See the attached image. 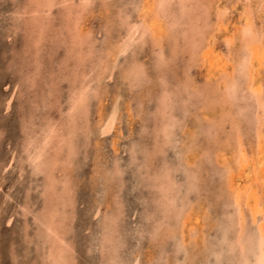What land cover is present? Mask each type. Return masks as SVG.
<instances>
[{
    "label": "bare ground",
    "instance_id": "6f19581e",
    "mask_svg": "<svg viewBox=\"0 0 264 264\" xmlns=\"http://www.w3.org/2000/svg\"><path fill=\"white\" fill-rule=\"evenodd\" d=\"M90 1L91 0H27L26 2L25 0L26 5H28L26 12H29L26 23L28 30L30 29L32 33L31 40L33 42H38L42 34L46 32L48 29L46 27H48V23L51 22L46 18H51V8L60 2L61 6L59 8V14H62L64 19L61 25L59 24L60 21L56 23L60 25L59 30H67L66 32H69V35L73 38L74 36L76 38L79 37L78 42L77 40H74L72 43L87 45L88 52L86 53H89L90 55L92 54L95 58L94 63H92L91 66L96 68L95 72L97 71L94 80L84 82L81 78L80 81L77 80L79 81L77 86L71 87L69 90L68 108L66 107L67 109L65 111L63 109L62 111H64V113L59 114L58 118L42 115L40 120L36 117L38 122L32 120L27 122L24 121L22 124V127L24 128L23 138L22 140L20 139L23 150L22 152L25 154L24 159H27L28 161L30 166L29 170L31 169L30 172L34 175L40 173L43 177V203L36 211H31L27 205H22L21 209L24 210V214L29 213V211L32 212V218L37 227L36 235L40 240H42L41 243L45 249L44 256L48 263L72 264L71 260L73 258V251L72 245L66 240L67 229L65 221L69 218L70 213L72 212L74 202V184L73 182H70L71 174L67 171L70 166H73L72 158L75 157L78 149V145L76 144L78 141H73L75 136L73 131H75L74 127H76V120H78L76 119V116L81 118L84 116V119L89 117L87 116L88 113H84L89 110L87 103L88 99H90V93H93L97 98L101 97V91H99L100 82L103 80L101 78L104 75L108 78L111 77L116 66V61L119 60V56L124 55L129 49H131L130 55H132L135 43L137 46L144 43H147V45L148 43H151L153 46L152 51L155 52L154 57H156L158 64L154 60L153 61L159 68L157 71L154 70L156 74L158 73L154 76V78L157 79V95L155 94L157 96V106H154L156 107V121H154L155 119H152L156 122V125L153 127L155 131L154 154L163 153V151H165L164 146H166V144L178 142L181 145V150L177 151L180 152V161L178 160L177 163L175 162L170 164L165 160H162L161 164L153 167L151 172H147V170L150 169L145 171L146 176L151 178L148 183L153 186L154 191L153 196L151 197L156 204V208L151 210L152 222H150L151 224L149 228L151 239L160 241H164L168 238L173 239L175 253L182 251L181 260L174 258L175 261H181L180 264H191V260H195L194 257L196 255V250H199V239H201V243L203 244L201 248L209 250V253L211 252L212 255H214V262L216 263L220 260L222 253L226 252L229 254L231 264H258V262H260V264H264V78L259 75L261 72L264 73V19H262L261 22L260 20L257 22L255 21L254 16L260 9H263L264 0H239L243 3V7H241V10L238 12L237 22H234L230 28L226 25V23L231 22L228 16L229 12H227L228 8L223 5V7H216L215 3V6L213 5L212 0H130V3L133 6L132 8L134 9L132 10L136 13L134 18L131 19L130 11L127 12L128 10L121 7L117 11V16H120L119 21L123 26V30H118L116 38L107 36L108 34L104 35L105 37L101 35L100 37H104L102 38V41L104 40L105 42H102V50L96 53L91 49L94 47L93 45L97 40L95 41L94 39L95 42L93 41L90 30L86 28V30L88 29L89 31H84L81 23L84 18L85 11L89 7ZM213 7H215L214 12L211 10ZM212 13H214V15ZM18 16H20V14ZM57 19H59V16ZM112 20L113 18H111L110 22H112ZM38 22L42 23L39 25ZM107 23L109 22L107 21ZM84 24L86 25V23ZM214 24H217L218 28H223L225 31L222 32L223 38L221 39L220 37L225 47L224 50L221 49L219 45L217 46L218 40H216V38H219L213 33L217 28ZM77 44L76 46L74 45L76 51L79 49ZM184 52H187L188 57L184 58L185 61L183 62L185 63V66L181 64V68L182 66L190 69L191 66L201 67L204 72L203 77H205V82H202L201 80V84H198L194 78L190 77V74L188 75L185 68L181 76H176V83H173L172 85V81H169L172 80L169 79V77L176 75V73L172 71L171 67L167 69H165V67L162 69L159 63H166L165 61H169V64H171L172 62H175L174 59L177 56L182 55ZM31 58L34 57L32 56ZM129 60L130 61L124 63V65L120 68V72L117 68H115L118 73H120L119 76L122 79V82H120L121 84H125L128 81L131 82V85L132 83L136 84L137 81H141L146 75L148 76L141 60H138L137 58L135 59L134 57H131ZM74 61L75 60H73V62ZM33 62H35V60ZM37 63L39 64V62ZM163 66L165 65L162 64V67ZM84 70L85 69H83V71ZM153 74L154 73H152V75ZM198 82L200 83V81ZM145 86L146 85L142 87L145 88ZM176 86L177 90L175 91L173 88ZM32 88L34 87L32 86ZM131 88L133 89V87ZM112 95L113 97L111 96V103L105 113H103V109L100 106H98L97 109V129L101 134L106 132L108 133L112 128L116 127L117 121L119 120L118 118L121 117V100L119 99V90L116 89ZM38 97L39 96L36 98ZM179 104L182 108L180 114L175 111V106ZM215 106H218V109L217 112L213 113V115L212 113L210 114L211 116L202 115V108H205V110H212ZM41 110L43 109H40L38 112H42ZM55 111L56 110H54V112ZM34 113L35 112H33V115ZM188 113L195 114V120L197 122L196 125L199 129L196 127V130L189 133V142L186 143L184 142V138H176L177 132H175V130L178 126L181 128V131L183 130L182 128L186 125L185 117ZM244 114H246V116ZM241 117L248 118V124H246L248 126H246L248 128L247 131L242 128L241 124L243 122H241ZM144 119L146 120V117ZM85 121L87 122V120ZM94 121L96 122V120ZM225 124L229 125L228 129H226ZM87 128H89V126ZM89 132L90 131H84V133H86V137H89ZM0 133L2 132L0 131ZM198 133L205 134L207 139L209 138L212 142L210 145L202 147L203 149L198 156L196 153L193 156L189 152L194 145L198 144ZM116 141L117 140H113V143L115 144ZM226 146H231L229 147V155ZM80 147H83V145ZM196 147L198 148V146ZM10 148L12 149V147ZM114 149L116 150V147H114ZM103 152L101 150L100 153ZM13 156V154L10 156L7 164L8 166L12 164ZM113 157L116 158V156ZM147 157H150V154H148ZM169 157L171 158V156ZM118 158L116 160H118ZM149 159L150 158L147 159L148 161H146L144 168L149 166L151 162ZM205 160L208 161L209 164H213L211 170L214 173L219 171H217V169H220L221 171L223 170V173L219 171L221 174L218 175L216 184L214 183L215 188L212 187L213 190H215L214 194L216 197L222 198V202H219L222 204V207L215 211V215L213 217L211 216V212L206 211L209 210L207 209L209 207H204V220H212L216 223V226H219L220 229L219 235L216 238V244L215 242L206 243V235L204 234L206 228L204 226L209 223V220L208 222L206 221V223L201 222V219L199 220L198 214L195 210L197 206V209L201 206L198 202V200L201 199H199L198 192L201 191L203 186L202 188L200 187L202 181L199 176L201 172L199 173L198 169L203 166L202 162H205ZM75 165L74 167L76 168L77 165ZM104 166H102L100 162H96L95 168L96 170L102 171L101 169H104ZM179 169H182L185 172L182 180L177 178L178 173L176 172ZM201 169L204 170L205 168ZM118 171L119 167L115 163L111 172ZM111 172L110 174H112ZM107 173L108 172H106V174ZM208 174L207 177H209ZM107 175H109V173ZM17 177L19 178V176ZM40 179L42 178L40 177ZM204 190H202V192ZM193 194L195 196L191 197ZM101 203H97L98 207L96 206L97 209L94 212L95 215L99 211V205H101ZM114 203L116 208H113L115 206H113L112 203L111 206H113V209L108 208L107 210V205L106 211L101 216L102 220L100 227L102 229V234L100 235L101 238L99 237L101 251L100 258H102L101 264H116L117 258L121 257L119 256L121 255L119 254L120 252H117L118 243H115V237H117L116 234H118L117 232L119 231V228H117V220L119 219L120 214V203L117 200H115ZM103 204H107L106 199L103 201ZM143 208H145L144 205ZM210 227L211 226L208 228ZM153 249H155V247ZM139 253L140 251H137L134 254L132 264L140 263V257L142 255L140 256ZM149 258L151 260L152 256ZM206 263H208V261H206ZM150 264L153 263L151 262ZM225 264H227V262Z\"/></svg>",
    "mask_w": 264,
    "mask_h": 264
},
{
    "label": "rangeland",
    "instance_id": "374dc122",
    "mask_svg": "<svg viewBox=\"0 0 264 264\" xmlns=\"http://www.w3.org/2000/svg\"><path fill=\"white\" fill-rule=\"evenodd\" d=\"M240 1L231 0L230 2V0H216V1L212 0L213 5L215 3L216 7L226 6L228 8L227 12H229L228 16L231 21L226 23L228 28H230L234 22H237L238 12L239 10H241V7H243V3ZM26 2L25 0H0V131L3 133V134L0 133V159H1L0 172L2 173V174L0 173V175H3L0 176V192H1L0 193V264H40V263L49 264L44 256L45 249L42 246L41 243L42 240H40L39 237L36 235L37 227H36V223L32 218L33 215L31 212V211H36L37 208L39 209L42 206L43 177L41 176L40 173H37L36 175L32 174L30 172L31 169L29 170L30 166L28 164L27 159H24L25 154L24 152H22L23 150L21 146V140L23 138V131H24L22 124L24 121L27 122L34 120L38 122L36 117L40 120L42 118V115H48L53 118L56 117L58 118L59 117L58 115L63 114L64 111L68 108L67 106H68V98L70 92L69 90L71 89V87L77 86V83L81 80V78L83 79L84 82L86 81L88 82V80H94V77L96 76V72H97V71L95 72L96 68H93L91 66L92 63H94L95 58L92 56V54L90 55L89 53H86L88 52L87 45L85 44L78 45L79 43L78 44L76 43L79 47L78 51H76L74 48V45L76 46V44L72 43V41L77 40L78 42L79 37L76 38L74 36L73 38L71 35H69L70 34L69 32H66L67 30L65 31L61 28H60L61 30H59V26L63 23V19H64L63 15L59 14L60 11L59 8L61 6L60 2H58V4H55V6L51 8L50 10V14H52L50 15L51 18L50 17L46 18L51 22L48 23V27H46L48 29L46 30L45 33H43L44 35L42 34L38 42L37 41L33 42L31 40L32 33L30 29L28 30V26L26 23L29 16V12L28 11L26 12L27 10L26 8H28ZM232 2L234 6L232 5ZM17 7L20 8L18 9ZM121 7H123V9L125 10H128L127 12L130 11L131 19L134 18V15L136 13L133 11L134 9L132 8L133 6L130 3V0H91L90 1L89 7L85 11V15L81 23L84 31L86 30V28L90 30L93 41L94 39L95 41L97 40L96 42L94 41L95 42L93 45L94 47L91 49L92 51L94 50L95 53L98 51L100 52V50H102V42L104 41V40L102 41V38L105 37L104 35L108 34L107 36L116 38L118 34V30L119 29L123 30V26L119 21L120 16L119 15L117 16L118 14L117 11ZM214 8L215 7L211 9L212 12H214ZM21 12L23 13V15ZM17 14L18 15L20 14V16H18ZM212 14L214 15V13ZM58 16L59 19H57ZM254 16H255V21L259 22L260 20L261 22V20L264 19V6L263 9H260L259 12H257L256 15ZM18 17L20 20L18 19ZM111 18H113L112 22H110ZM107 21L109 23H107ZM58 22L60 25L56 24ZM83 22L86 23V25ZM38 23L40 25L42 22H38ZM214 26L217 27V24H214ZM113 31H115L116 34ZM222 32H225L224 29L217 27L213 33L219 38V39L216 38V40H218L217 46L219 45V47L224 50L225 47L221 40L223 38ZM101 35L104 37H100ZM152 48L153 46L151 45V43L150 44L148 43V45L147 43H144L140 46H137V44L135 43L133 54L130 55L131 49H129L124 55L118 57L119 60L116 61L117 67L115 66V68H117L118 71L120 72L121 71L120 68L124 65V63H127L128 61H130L129 59H131V57L132 58L134 57L135 59L137 58L138 60L142 61L148 76L146 75L145 78H143L141 81H137L136 84L132 83L131 85L130 81L126 82L125 84H121L120 82H122V79L119 76L120 73H118L117 69L114 68L112 73L113 76L111 75V77L108 78L104 75L101 78L103 79L99 85V91L102 92V93L100 92L101 97L97 98L94 96L93 93L92 94L90 93V99H88V103H87L89 106L88 107L89 110L88 112L84 113V114L88 113L87 116L89 117H87V119H84L83 118L84 116H82L83 118L82 119L81 117L76 116V119L78 120H76L77 121L75 124L76 127H74L75 131H73L74 132L73 134L75 135L73 141L75 142L78 141L76 143L78 145V149L76 152L77 156L75 155V157L72 158L73 166H70V168L67 171L68 173L70 172L71 174L70 182H73L74 184L73 185L74 202L72 206V212L70 213L69 218H67L65 221L66 223L65 225L67 229L66 240L68 241L69 244L72 245V251H73L72 253L73 258L71 260L72 264H97L98 262H100L98 264L102 263L101 262L102 258H100L101 257L100 235L102 234V229L100 227L102 220L101 216L106 211L107 205H108L107 210L108 208L111 209L116 208V205L114 203L115 200L119 201L120 203V210H119L120 214H119V219L117 220V228H119L118 229L119 231L117 232L118 234H116L117 237H115L116 239L115 243L119 244V247L117 244V249H118L117 252L118 253L120 252L119 254H121L119 255L121 257L117 258L116 264H124V262L125 264L128 263L132 264V259L134 258V254L137 251H140L139 253L140 256L142 255L140 257L139 264H150L151 262L153 264L181 263V261L178 262V260L175 261L174 259L177 258L181 260L182 251L175 253L173 239L168 238L164 241L153 240L151 239V235L149 234V228L151 224L150 222H152L151 210L156 208V204L153 198L151 197L153 196V191H154L153 186L148 183L150 182L151 178L149 176L148 177L146 176L145 171L147 169H150L147 170V172H151L153 167L161 164L162 160H165L170 164L175 162L177 163L178 160L180 161V152L177 151L181 150V145L178 142H176L173 144H166V146H164L165 151H163V153L154 154L155 131L153 127L154 125H156V122H154L156 121L155 118L156 107L154 106L155 105L157 106V96H156L157 79H155L154 76L158 74V73L156 74L155 71H157L159 68L157 67V65H155L157 61H156V57H154L155 52L152 51ZM36 49H40V50H36ZM148 51H150L152 55ZM147 52L149 55L147 54ZM183 54L177 56L174 59L175 62H172L171 64H169L170 63L169 61H165L167 64L159 63L162 69H164L165 67H166L165 69L171 67L172 71L176 73V75L173 74L174 76H172L174 78H172L171 76L169 77V79H172L169 80L170 82L172 81V85L173 83H176V78H177L176 76H181L183 74L182 72H184L185 67L182 66L181 68V64L185 66V63L183 61H185L184 58L188 57V54L187 52H184ZM134 55L137 57H135ZM32 56L34 58H31ZM34 60L35 62H33ZM73 60L75 61L73 62ZM37 62H39V64ZM70 62L72 65L70 64ZM162 64H164L165 66L162 67ZM83 69L85 70L83 71ZM185 70L187 71L188 75L190 74V77L196 80L198 84H201V80L202 82H205V77H203L204 72L202 71L201 67L191 66V69L185 68ZM151 72L154 73L155 75L154 74L152 75ZM259 75L264 78L263 72H261ZM198 81H200V83ZM144 85H146L145 88L142 87ZM32 86L34 88H32ZM131 87H133V89ZM116 89H118L120 93L119 99L121 100L120 103L121 117L118 118L119 119L117 121L118 125L116 124V127L112 128L108 133L106 132L101 134L98 132L97 129V120H98L97 109L98 106H100L103 109V113H105V111L108 109L111 103L112 100L111 98L113 97L112 94L116 91ZM173 89H175L176 91L177 86ZM66 90L68 91V95ZM37 96L39 97L36 98ZM50 97L51 98L54 97V98L51 99ZM48 103L50 104V106ZM40 109H43L41 110L42 112H38ZM63 109L64 111H62ZM181 109L182 108L180 104L175 106V111H177L178 114L181 113ZM217 109L218 106H215V108H213L212 110L211 109L205 110V108H202L201 113L202 115L211 116L210 114L212 113L213 115L214 112H217ZM54 110H56L57 112L56 111L54 112ZM205 111L208 115L205 113ZM33 112H35L34 115ZM244 115L246 116V114ZM145 117L146 120L144 119ZM241 118H242L241 122L244 123L241 124L242 128L247 131L248 126L246 124H248L247 121L248 118L247 117H245L246 119L243 117ZM152 119L155 120L153 121ZM85 120H87V122ZM94 120H96V122ZM185 120H186V125L182 128L183 130L181 131V128L178 126L176 127L175 132H177L176 133L177 139L184 138V142L187 143L189 142V138H188L189 133L192 132L193 130H196L198 127L196 125L197 122L195 120L194 113H188L187 116L185 117ZM244 120L246 121V123ZM225 125H226L225 126L226 129H228L229 125L228 124ZM88 126L89 128H87ZM91 127H93L94 129ZM84 131H90L89 132L90 134L87 133L89 134L88 135L89 137L85 136L86 133H84ZM77 136L82 138H79ZM113 140H117L118 142L116 141V143L114 144ZM136 140L140 144V146L136 142ZM197 142L198 144L194 145V147H192L191 151L189 152L193 156L195 155V153L198 156V154L203 149L202 147H204L205 145H210L212 141L209 138L207 139V136H205V134L198 133ZM81 145H83V147H80ZM196 146H198V148ZM10 147H12V149ZM114 147H116V150L114 149ZM226 147L229 155L230 152L229 147L231 146H226ZM194 149L196 150V152ZM101 150L102 152L103 151L104 152L100 153ZM12 154L14 155L13 161L12 164L8 166L7 164ZM148 154H150V157H147ZM113 156H116V158ZM169 156H171V158ZM117 158L118 160H116ZM148 158H150L149 160L151 161L148 166L149 168L148 167L144 168L146 161H148L147 160ZM20 161L21 162L24 161L22 162L23 164ZM96 162H100L102 166L106 164L104 166V169H101L102 171L96 170L95 168ZM115 163L118 165L119 171L111 172V169ZM202 163L203 166L201 168H205V169L202 170L200 167L198 169L199 173L201 172L199 175L202 181V182L200 181L201 182L200 187L202 188L203 186L201 191L198 192L199 199L201 198L200 200H198V202L201 206H199L198 209L197 206L195 210L196 213L198 214L199 220L201 219L200 220L201 222L206 223V221L208 222L209 219L204 220L205 217L204 207H209L207 208L209 210L206 211L211 212L212 217L215 215V211L219 210L220 207H222L221 206L222 204L219 203L222 202V198L216 197V195L214 194L215 190H213L212 187L215 188L218 175L223 173V170L221 171L220 169H217V171L219 170L221 171V173L219 171L217 173H214L211 170L213 167L212 163L209 164V162L206 160L205 162ZM107 164L109 167L107 166ZM74 165L76 166V168L74 167ZM107 167L109 168V170ZM19 168L22 171H20ZM106 172H108L109 175H107L108 173L106 174ZM110 172L112 174H110ZM176 173H178L177 174L178 179L182 180L184 178L185 172L182 169H179ZM207 174L209 177H207ZM212 174H214L215 176ZM17 176H19V178ZM40 177L42 179H40ZM202 190L204 191L202 192ZM193 196L195 195L193 194L191 197ZM203 196H207V197H203ZM105 199L107 200V204H103V201ZM150 202L151 204L153 202L154 205L153 204L151 205ZM97 203L98 204L101 203V205H99V211H98L99 213L97 212V214L95 215L94 212L98 207ZM111 204L115 207L111 206ZM22 205L23 206L27 205V207H29L31 211H29V213L27 214H24L23 212L24 210L21 209ZM143 205L145 208H143ZM143 216L145 217V219ZM70 225L73 226L71 227ZM209 226L211 227L208 228ZM204 227L206 228V230L204 231V234L206 235V243L215 242L216 244L217 241L216 238L220 232L219 226H216V223H214L212 220H209V223ZM119 232L122 236L119 234ZM199 241H198L199 242L198 246L200 251L196 250L195 254L198 255L197 256L195 255L194 261L191 260V264H209V263L225 264L226 262L227 264H231L229 260V254L226 252L222 253L218 263L214 262L215 261L214 255H212L211 252L209 253V250L202 249L201 246L203 244L201 243V239H199ZM154 247L155 249H153ZM149 255L152 256L151 260L149 258L150 257ZM203 255L205 256V259ZM198 257L201 259H199ZM207 257L208 259L210 258L209 259L210 261L207 259ZM206 261H208V263H206Z\"/></svg>",
    "mask_w": 264,
    "mask_h": 264
},
{
    "label": "clouds",
    "instance_id": "9594fccd",
    "mask_svg": "<svg viewBox=\"0 0 264 264\" xmlns=\"http://www.w3.org/2000/svg\"><path fill=\"white\" fill-rule=\"evenodd\" d=\"M258 264H260V262H258Z\"/></svg>",
    "mask_w": 264,
    "mask_h": 264
}]
</instances>
